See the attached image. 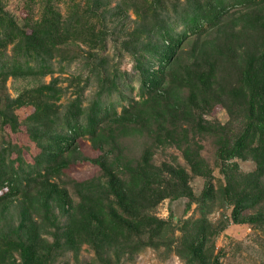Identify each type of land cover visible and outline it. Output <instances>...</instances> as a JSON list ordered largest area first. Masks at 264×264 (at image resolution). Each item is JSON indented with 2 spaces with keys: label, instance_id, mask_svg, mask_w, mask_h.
I'll return each mask as SVG.
<instances>
[{
  "label": "trees",
  "instance_id": "obj_1",
  "mask_svg": "<svg viewBox=\"0 0 264 264\" xmlns=\"http://www.w3.org/2000/svg\"><path fill=\"white\" fill-rule=\"evenodd\" d=\"M109 2L84 0L81 14L64 17L48 1L37 21L21 24L0 9V86L10 77L52 74L53 54L70 44H102L103 31L93 20ZM136 3L141 6L131 7ZM237 10L258 37L237 84L226 89L220 84L218 57L184 58L183 45L185 38L200 39ZM129 12L136 19L126 34L131 42L125 43L132 48L137 87L117 70H96L98 86L87 104L83 88L57 114L52 106L55 80L28 91L33 95L27 99L6 97L0 108V132L8 127L17 133L22 123L39 150L26 162L21 148L0 138V264H42L52 245L41 235L49 232L55 245L67 249L88 244L136 253L145 246L173 245L187 264H219L209 244V212L177 223L171 213L161 219L154 211L165 199H186L181 214H187L193 203L213 206L217 198L233 207L234 220L249 211L245 222L264 225V0H185L170 9L162 0H120L106 13L122 21ZM28 106L33 112L20 122L13 112ZM216 106L227 111L226 124L204 119ZM206 140L224 176L218 187L201 154ZM82 141L94 157L82 153ZM169 149L180 153L185 166L155 162L158 153ZM234 160H250L255 168L242 174ZM78 163L96 167L97 175L71 178L68 170ZM189 174L206 179L201 197L192 193ZM12 208L18 209L15 230ZM54 209L68 213L66 226ZM175 230L181 234L177 238Z\"/></svg>",
  "mask_w": 264,
  "mask_h": 264
},
{
  "label": "rangeland",
  "instance_id": "obj_2",
  "mask_svg": "<svg viewBox=\"0 0 264 264\" xmlns=\"http://www.w3.org/2000/svg\"><path fill=\"white\" fill-rule=\"evenodd\" d=\"M48 1H51L54 8L64 17L74 13L81 14L84 8V0H0V9L1 12L8 13L17 23L21 24L26 21H37L44 4L48 3ZM118 1L120 0H110L109 6L98 11V17L93 20V23L97 24L96 30L101 29L103 31V45L98 41L94 47L81 42L70 44L53 54L52 74L41 77L8 78L4 85L0 86V108H3L6 103V97L16 99L22 96L23 99H27V97H32L33 95L28 93V91L53 83L55 80L57 81L56 87L58 91L55 99H52V106L57 114L63 112L69 103L78 97V93L83 88L84 90L81 92L82 98L85 99L84 104H87V101L90 100L98 86L96 70L108 72L117 70L125 74L127 83L137 87V76L133 68L134 56L131 54L132 48H126V43L129 41L126 34L131 31L133 27L131 21L136 19V17L132 12H129V19L121 21L117 16H111L106 13ZM136 1L140 2V0ZM162 1L169 9L174 4L179 5L185 2V0ZM140 6L138 3L134 4V6L131 5L134 9ZM239 15L238 10L231 11L221 20L222 23L218 28L211 30L200 39L195 37L185 38L183 45L185 52L182 56L184 58H197L203 56V54H213L218 57L219 80L220 84L226 89L237 84L239 73L248 57L254 54V46L257 43V34L244 25ZM139 22L149 23L150 19L140 18ZM181 28L179 26L176 31H180ZM90 44L92 45V43ZM129 44L132 47L136 43L134 41V43ZM7 54H9L8 51ZM94 68L96 69L93 70ZM132 94L134 95L135 91ZM32 112L33 108L28 106L17 109L13 113L22 122ZM204 119L226 124L229 120V115L223 107L216 106L210 113L204 115ZM0 138L5 141H11L21 148L23 150V159L26 162H31L33 157L39 152L28 139L22 123L17 133H13L8 127H5L0 132ZM80 148L85 156L94 157L87 143L80 142ZM138 152L139 145L136 143L134 153L137 154ZM201 154L211 169L210 181L214 187L223 185L224 176L216 161L213 146L208 140L204 142ZM175 161L181 166H185L180 153L174 149L166 150L155 156V162L158 164L163 162L174 163ZM234 163H236L238 170L242 174L252 172L255 168L254 163L250 160H234ZM97 173L96 167L88 163H78L68 170V175L78 181L91 178ZM205 183L206 179L201 176L190 175L188 178V185L196 197H201ZM213 200L216 201H213V206L206 204L200 207L198 204L193 203L187 214H181L186 199L175 202L165 199L156 207L154 214L161 219H168L170 213L174 214L177 217H174L173 221L177 223L176 220L182 218L200 219L201 214L209 212L205 217L212 225L209 244L210 246L213 245V255L218 258L219 264H264V225L257 226L250 222H245L242 218L253 213L249 211L241 212V215L237 217L238 219L234 220L232 206L221 205L217 198ZM65 209H68L67 206ZM16 211L18 212L16 208L11 210L13 220H10V217L3 220L4 222L10 220L11 228L14 230L19 225L17 222L18 216L15 214ZM53 212L62 226H66L69 223L68 213L62 212L60 209H54ZM180 235L179 230L174 231L175 238ZM41 236H43L42 238L47 242V245H52L50 253L42 259V264H187L185 260L179 257L177 247L174 246L172 248L173 245L170 248L165 246H145L136 253L121 252L117 247H105L98 250L88 244L77 249H67L65 248L66 246H61V243L55 245L53 235L50 232Z\"/></svg>",
  "mask_w": 264,
  "mask_h": 264
}]
</instances>
